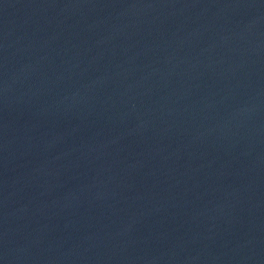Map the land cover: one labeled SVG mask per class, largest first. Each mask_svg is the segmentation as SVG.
Masks as SVG:
<instances>
[{
  "label": "water",
  "instance_id": "95a60500",
  "mask_svg": "<svg viewBox=\"0 0 264 264\" xmlns=\"http://www.w3.org/2000/svg\"><path fill=\"white\" fill-rule=\"evenodd\" d=\"M0 264H264V0H0Z\"/></svg>",
  "mask_w": 264,
  "mask_h": 264
}]
</instances>
